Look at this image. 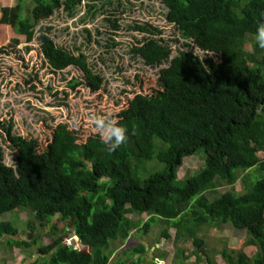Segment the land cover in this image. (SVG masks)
Segmentation results:
<instances>
[{"label": "trees", "instance_id": "trees-1", "mask_svg": "<svg viewBox=\"0 0 264 264\" xmlns=\"http://www.w3.org/2000/svg\"><path fill=\"white\" fill-rule=\"evenodd\" d=\"M162 2L168 21L183 38L220 54L221 60H202L189 50L169 61L171 47L154 39L135 47L150 65L168 61L169 65L154 91L136 92L119 114L118 124L128 130L125 144L109 152L98 134L84 138L61 123L41 150L34 140L14 134L12 127L4 129L14 149V166L3 164L0 151V216L27 210L34 221L27 229L12 221L0 223V244L19 248L28 257L38 254L30 264H111L115 241H125L132 230L147 235L159 222L176 230L174 264L186 262L189 249L179 245L186 239L195 244L191 252L197 260L202 251L208 264H219L198 233L228 224L246 230L247 243L257 251L251 257L240 252L236 260L225 248V261L264 264V49L254 39L264 20V0ZM81 4L82 0H16L13 5L12 0H0V44L8 38L20 42L11 34L31 41L42 21L61 8L72 17ZM137 30L159 33L150 26ZM41 38L54 68H80L91 91L106 82L85 55L72 54L50 36ZM250 42L253 51L246 47ZM4 50L0 45V53ZM199 149L206 152L205 166L180 181L184 159ZM153 160L164 168L142 178L139 171L143 175L141 169ZM240 170L252 171L243 193L229 191L218 199L208 198L210 191L234 186ZM128 214L148 219L133 220ZM43 230L49 231L48 242L39 235ZM70 233L77 242H71ZM162 235L171 238L168 229ZM147 252L140 241L131 254L125 251L129 256L114 264H165L158 255L148 260Z\"/></svg>", "mask_w": 264, "mask_h": 264}, {"label": "rangeland", "instance_id": "rangeland-1", "mask_svg": "<svg viewBox=\"0 0 264 264\" xmlns=\"http://www.w3.org/2000/svg\"><path fill=\"white\" fill-rule=\"evenodd\" d=\"M15 3L16 0H12V4ZM138 26H150L158 29L159 33L139 31ZM42 35L50 36L58 46L72 54L85 55L90 67L105 77L106 82L99 90L91 91L80 68L74 65L61 70L54 68L43 52ZM14 37L20 42L14 43L8 38L0 44L5 46L4 52L0 53V151L3 164L9 167L14 166V149L6 141L5 128L12 127L14 134L34 140L41 150L47 146L51 131L61 123L86 138L96 133L91 123L92 116H110L118 122L119 114L129 106L136 92L141 89L143 92L154 91L158 87L162 70L180 51H193L202 60L208 57L221 60L220 54L205 50L193 40L182 37L176 25L168 21V8L162 0H82L72 17L61 8L52 18L42 21L35 28L31 41H27L24 35L11 34V38ZM149 39L171 47L168 62L153 66L135 53L134 48L144 45ZM246 47L253 51V43H248ZM156 142L159 143V140L156 139ZM205 160L204 149L186 157L179 169L178 179L184 181L188 176L195 175L205 166ZM163 168L164 165L156 160L149 161L141 169L144 174L139 171V175L144 178ZM250 172L240 170L239 181L234 186L210 191L208 198L215 200L229 191L243 193L245 181L252 177ZM255 175L259 176L257 172ZM128 216L133 220L148 219L146 215ZM3 221H12L15 226L27 229L34 219L29 211L20 210L0 216V223ZM157 224L147 235L132 230L125 241H115L111 264L129 256L125 251L131 254L140 241L148 247V260L158 255L165 264L176 263V230L167 223ZM62 227L61 223L59 228ZM165 229H168L171 238L163 237ZM47 232L43 230L39 235L48 242ZM198 234L204 237L205 247L213 251L219 264H228L227 257L222 255L225 248L236 260L240 252L251 257L257 251V247L247 243L250 239L248 232L230 224L223 225L221 229L206 228ZM69 235H72L71 242H77L73 233ZM24 236L28 239L35 237L32 234ZM179 245L189 249L185 264H208V256L202 251L199 252L202 259H196L197 256L191 252L196 246L190 239L181 241ZM28 256L29 253L24 254L19 248L0 244V264H30L38 254Z\"/></svg>", "mask_w": 264, "mask_h": 264}, {"label": "clouds", "instance_id": "clouds-1", "mask_svg": "<svg viewBox=\"0 0 264 264\" xmlns=\"http://www.w3.org/2000/svg\"><path fill=\"white\" fill-rule=\"evenodd\" d=\"M261 15L264 17V13ZM254 39L256 45L264 49V20L257 25ZM91 123L101 142L107 147V151L114 152L127 142L128 130L110 116H92Z\"/></svg>", "mask_w": 264, "mask_h": 264}]
</instances>
